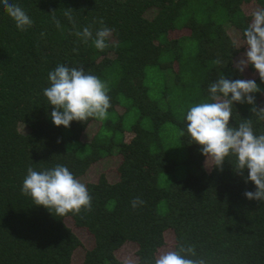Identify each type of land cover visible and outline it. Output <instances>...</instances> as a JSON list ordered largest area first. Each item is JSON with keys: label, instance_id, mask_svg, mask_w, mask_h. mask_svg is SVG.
Here are the masks:
<instances>
[{"label": "trees", "instance_id": "1", "mask_svg": "<svg viewBox=\"0 0 264 264\" xmlns=\"http://www.w3.org/2000/svg\"><path fill=\"white\" fill-rule=\"evenodd\" d=\"M12 2L33 25L18 30L0 4V264H121L127 245L138 264H154L182 243L194 245L206 264H264V202L244 196L255 191L245 183L247 170L238 175L234 157L222 169L205 164L200 145L186 131L180 135L187 109L208 98L221 74L254 79L261 89L256 106H264L258 73L251 65L243 73L234 67L245 52L236 42L264 0ZM69 8L81 30L91 25L95 32L100 18L114 29L110 46L101 52L69 35L63 15ZM61 64L83 66L108 83L107 119L72 121L68 128L52 123L43 90L49 71ZM233 107L230 126L251 118L255 133H264L252 105ZM116 157L114 179L108 172L90 175L93 165ZM56 164L79 180L90 175L82 182L90 212L57 216L21 194L29 166ZM136 197L145 203L133 209ZM76 230L87 235V247Z\"/></svg>", "mask_w": 264, "mask_h": 264}, {"label": "clouds", "instance_id": "2", "mask_svg": "<svg viewBox=\"0 0 264 264\" xmlns=\"http://www.w3.org/2000/svg\"><path fill=\"white\" fill-rule=\"evenodd\" d=\"M0 4L18 30L25 31L32 27L33 20L19 4L12 0H0ZM72 13L70 8L63 13L72 25L69 35H75L82 43L91 41L101 52L110 46L108 41L114 29L107 27L102 18L93 21L99 24L93 32L91 25L79 29ZM51 14L55 26L61 28L55 11ZM250 17L242 32V41L236 42L237 49L243 46L245 52L234 62V67L243 73L251 65L264 83V7L254 8ZM73 51L78 50L74 48ZM213 63L222 65L220 59ZM48 82L43 95L53 107L50 117L55 126L68 128L72 121L86 122L89 118L103 121L108 118L111 107L109 85L98 76L86 72L83 66L57 65L49 71ZM207 92L206 100L187 109L185 129L181 130L180 135L183 136L186 131L191 141L200 145V151L206 157L205 164L211 161L212 167L222 169L224 161L234 157L233 170L242 175L246 169L245 183L251 181L255 186V191H245L244 196L249 200L264 202V133H255L251 118L241 119L236 127L229 124L234 102L252 105V115L257 121H264V106H256L255 94L261 92L260 87L254 79L232 80L221 74L209 84ZM20 191L22 195L30 197L34 205L43 206L51 213L54 211L57 216L92 210V197L87 186L61 164L39 171L29 166ZM144 203L136 197L131 201V207L136 209ZM121 264L138 262L129 256ZM154 264H206V260L197 257L194 245L182 243L176 250L159 253L154 258Z\"/></svg>", "mask_w": 264, "mask_h": 264}, {"label": "rangeland", "instance_id": "3", "mask_svg": "<svg viewBox=\"0 0 264 264\" xmlns=\"http://www.w3.org/2000/svg\"><path fill=\"white\" fill-rule=\"evenodd\" d=\"M231 35L235 38H237V34H235L233 31H231ZM243 56V54L240 55V58ZM264 103V99L261 100ZM94 129H92L91 131L88 132V135L93 131ZM118 163V158H112V159H104L102 161H100L99 163L93 165V168L90 172V175L93 176L96 173H100V172H108V176L112 179L115 178V174L113 172V169L116 167V164ZM90 175H88L87 177L81 179L80 181L83 182L84 180L90 178ZM76 233L79 235V237L81 238L82 242L85 244V246L87 247L89 245V239L87 237V235L81 231V230H76ZM134 250V247L131 245H127L125 246L122 250H121V255L125 258V257H132V252ZM81 257V251L77 252L75 254V258L74 261L79 260V258Z\"/></svg>", "mask_w": 264, "mask_h": 264}]
</instances>
